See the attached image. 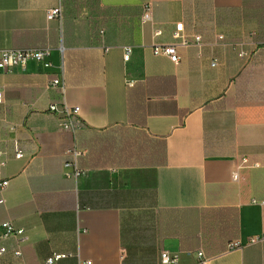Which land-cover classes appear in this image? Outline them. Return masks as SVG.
I'll return each instance as SVG.
<instances>
[{
	"label": "crops",
	"instance_id": "0c3cea01",
	"mask_svg": "<svg viewBox=\"0 0 264 264\" xmlns=\"http://www.w3.org/2000/svg\"><path fill=\"white\" fill-rule=\"evenodd\" d=\"M241 2L0 0V49H52L48 68L0 69V233L10 222L27 236L0 238V264H161V250L178 264H264V24ZM56 6L61 21L46 17ZM177 23L189 44L175 64L151 45L178 44ZM57 77L62 90L47 86ZM52 103L78 108L75 131Z\"/></svg>",
	"mask_w": 264,
	"mask_h": 264
},
{
	"label": "built area",
	"instance_id": "2783aa9c",
	"mask_svg": "<svg viewBox=\"0 0 264 264\" xmlns=\"http://www.w3.org/2000/svg\"><path fill=\"white\" fill-rule=\"evenodd\" d=\"M152 4L150 2H146L142 6V12L139 17L140 24H145L147 22L152 21ZM46 17L48 19H58L61 21L62 19V8L61 6H56L54 8H50L46 11ZM93 29L95 30V36L99 40V43L102 47H104V50H108V46L105 45V26L97 19H94L92 22ZM152 34L154 36H158L161 34L160 29H154ZM173 38L178 39V44L175 43H153L151 45V51L152 54L158 56H165L167 57L171 62L178 63L180 60V55L178 53V46H187L189 44V41L187 39V36L183 33L182 30V24L177 23L175 25V30L172 33ZM220 38H222L220 36ZM200 36L194 35L193 42L195 44H199L200 42ZM59 50H62V47H59ZM131 52L130 46L124 47V54L123 58L124 60H127L129 57V54ZM51 53L52 49L48 46H43L40 48H8V49H0V69H3L5 72H9L14 67H24L26 63L30 60L40 62L45 68H48L51 66ZM215 61H212L211 65H214ZM128 85H132V82H128ZM47 86L49 88H56L60 87L61 90L63 89V83L62 80L57 77L55 79H52L48 81ZM3 95L2 91L0 90V103L2 102ZM49 111L54 112L56 114L59 113H66L67 118L64 119L61 122V127L64 130H70L75 131V128L81 123L78 118H71V114H76L78 111L77 107L72 108L71 110L68 109H62L57 106L56 103H52L49 105ZM74 160L65 162V166L70 167V171L66 173L67 176H78L80 174V170L77 167L76 164V158L81 155L82 150L74 147L71 150ZM22 151L18 148L15 149V158L22 157ZM3 164V162L1 163ZM233 178H236V174H233ZM7 185V180H3L0 182V188H4ZM264 202V201H261ZM12 237L16 244H19L20 242H23L27 239V236L24 233V230L22 228H14L10 222H3L1 224V233L0 238L5 239ZM240 244L237 241H234L230 244V248L239 246ZM5 247H0V254L5 252ZM14 253L16 255H20V250L17 248L15 249ZM66 255L63 253H55L49 256L45 259L44 264H53L57 260L65 257ZM200 256V255H199ZM159 260L161 264H178L179 258L178 255L170 253L167 250H161L159 253ZM200 264H206V258L201 257L199 260Z\"/></svg>",
	"mask_w": 264,
	"mask_h": 264
},
{
	"label": "trees",
	"instance_id": "16d2710c",
	"mask_svg": "<svg viewBox=\"0 0 264 264\" xmlns=\"http://www.w3.org/2000/svg\"><path fill=\"white\" fill-rule=\"evenodd\" d=\"M239 10H241L243 18L256 20L260 25L264 24V0H242ZM91 28L93 29V25H91ZM93 31L95 33L94 29ZM104 36L106 37V31ZM131 111L132 107L130 102H128V112L130 115Z\"/></svg>",
	"mask_w": 264,
	"mask_h": 264
}]
</instances>
